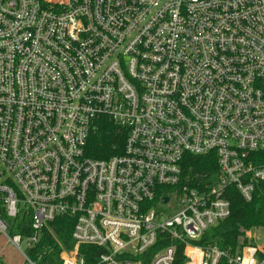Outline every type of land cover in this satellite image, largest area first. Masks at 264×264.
Masks as SVG:
<instances>
[{
    "label": "built area",
    "instance_id": "2783aa9c",
    "mask_svg": "<svg viewBox=\"0 0 264 264\" xmlns=\"http://www.w3.org/2000/svg\"><path fill=\"white\" fill-rule=\"evenodd\" d=\"M102 118L127 136L99 160ZM208 154L216 185L184 186ZM260 184L264 0H0V234L27 264L60 218L61 264H175L178 245L184 264H264L251 231L236 254L192 244L231 216L228 188L251 202Z\"/></svg>",
    "mask_w": 264,
    "mask_h": 264
},
{
    "label": "trees",
    "instance_id": "16d2710c",
    "mask_svg": "<svg viewBox=\"0 0 264 264\" xmlns=\"http://www.w3.org/2000/svg\"><path fill=\"white\" fill-rule=\"evenodd\" d=\"M126 131L119 129L107 118H102L91 134L87 156L93 159H110L123 153ZM182 184L190 189L203 190L216 185L218 176L217 157L214 154L205 156H187L182 165ZM225 197L231 203V216L217 226L209 229L199 241L192 244L202 248L217 247L231 254L238 253L243 247L250 244L245 232L255 229H264V184H260L251 202H246L235 187L225 192ZM11 235L26 236V218L19 217L10 224ZM73 220L57 219L43 231L41 242L29 251L30 259L37 264H61L60 254L64 250L75 247L71 239ZM170 244H160L162 249ZM158 249V250H159ZM184 245L177 246V261L175 264H184ZM81 252L88 255V263L93 261L99 250L94 247H81ZM221 264H227L223 261Z\"/></svg>",
    "mask_w": 264,
    "mask_h": 264
},
{
    "label": "rangeland",
    "instance_id": "374dc122",
    "mask_svg": "<svg viewBox=\"0 0 264 264\" xmlns=\"http://www.w3.org/2000/svg\"><path fill=\"white\" fill-rule=\"evenodd\" d=\"M250 237L257 247L264 248V229L252 230ZM22 251H26L25 245H22ZM0 264H27L22 254L15 250L2 234H0Z\"/></svg>",
    "mask_w": 264,
    "mask_h": 264
},
{
    "label": "water",
    "instance_id": "95a60500",
    "mask_svg": "<svg viewBox=\"0 0 264 264\" xmlns=\"http://www.w3.org/2000/svg\"><path fill=\"white\" fill-rule=\"evenodd\" d=\"M169 202V198H164L163 200H162V203L163 204H167Z\"/></svg>",
    "mask_w": 264,
    "mask_h": 264
}]
</instances>
